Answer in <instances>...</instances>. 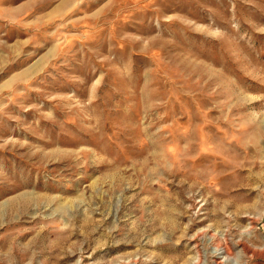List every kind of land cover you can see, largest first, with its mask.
<instances>
[{
    "label": "rangeland",
    "instance_id": "obj_1",
    "mask_svg": "<svg viewBox=\"0 0 264 264\" xmlns=\"http://www.w3.org/2000/svg\"><path fill=\"white\" fill-rule=\"evenodd\" d=\"M0 264H264V0H0Z\"/></svg>",
    "mask_w": 264,
    "mask_h": 264
}]
</instances>
